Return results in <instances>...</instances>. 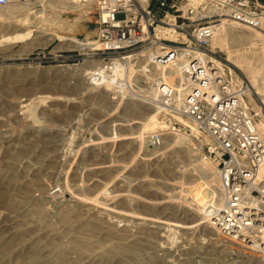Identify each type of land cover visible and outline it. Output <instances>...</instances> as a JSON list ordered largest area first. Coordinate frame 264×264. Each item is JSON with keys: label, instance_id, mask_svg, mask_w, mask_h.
Masks as SVG:
<instances>
[{"label": "rangeland", "instance_id": "374dc122", "mask_svg": "<svg viewBox=\"0 0 264 264\" xmlns=\"http://www.w3.org/2000/svg\"><path fill=\"white\" fill-rule=\"evenodd\" d=\"M73 1L76 2L38 0L29 5L0 8V264L261 263V259L241 252H229L222 247L212 250L205 225L195 234L184 228L171 233L162 225L141 226L125 221L140 214L191 225L194 213L212 208L216 191L221 192L219 174L215 175L217 182H210L214 175L204 176L208 167L204 166L203 171L195 167L198 162L192 161L202 157L217 170L218 162L206 155L202 144L191 134L183 135L188 137L192 152L188 145L182 148L171 144L158 151L144 148V144L139 148L131 139L108 138L113 122L140 116L151 107L148 102L132 97L129 100L133 99L134 108L125 99L130 88L148 85V81L136 72L138 68H124L123 79L129 81V88L121 94L123 98L116 104L119 107H114L105 95L115 92L113 88L86 84L91 75L87 78L85 75L93 70L82 73V69L90 65L86 54L92 52L70 46L67 39L98 42L99 0H91L85 7L70 12L55 6L76 5ZM36 11L38 15L43 13L47 21L42 32L32 24L29 29L34 32L29 38L7 40L14 36L8 33L10 21ZM117 18L123 19L124 15ZM242 30L249 33L248 29ZM53 32L58 35L55 39ZM217 49L226 61L233 53L253 66L264 56L261 47L251 44L237 52ZM94 62L96 68L103 65L100 60ZM232 66L240 81L253 88L247 77ZM63 67L74 69L61 71ZM253 92L256 93L254 89ZM112 97L117 98L114 94ZM127 107H131L130 111ZM252 108L260 111V104L254 101ZM263 120L264 110L257 125ZM188 125L199 138H206L194 125ZM131 127L136 129L140 125L115 126L113 130L128 134ZM158 127L149 129L145 135ZM172 136L167 133L164 138ZM146 150L151 154L145 156ZM263 174L258 176L262 184ZM164 194L173 197L160 198ZM96 219L111 220L114 228L104 223L89 238V233L80 226ZM209 229L222 239L234 240L218 223L211 222ZM119 243H136L138 256L113 251L111 247ZM109 252L113 253L103 256Z\"/></svg>", "mask_w": 264, "mask_h": 264}, {"label": "built area", "instance_id": "2783aa9c", "mask_svg": "<svg viewBox=\"0 0 264 264\" xmlns=\"http://www.w3.org/2000/svg\"><path fill=\"white\" fill-rule=\"evenodd\" d=\"M38 0H0V8L29 5ZM100 49L86 54L100 60L97 82L121 90L129 81L116 75L119 67L137 68L144 60L143 76L154 89L158 129L147 136L160 146L165 134L193 135L206 155L218 162L220 190L233 202L256 197L258 174L264 163V138L257 118L264 110L262 94L240 81L235 67L213 40L224 27L234 25L264 37V4L256 0H99ZM124 15L118 19L117 15ZM109 70L107 69V66ZM125 65V66H124ZM162 68L151 78L150 66ZM124 66V67H123ZM260 104V111L252 108ZM192 124L203 140L194 134Z\"/></svg>", "mask_w": 264, "mask_h": 264}, {"label": "bare ground", "instance_id": "6f19581e", "mask_svg": "<svg viewBox=\"0 0 264 264\" xmlns=\"http://www.w3.org/2000/svg\"><path fill=\"white\" fill-rule=\"evenodd\" d=\"M82 1H85L84 5L80 3ZM90 1L91 0H76V2L73 1L74 3H76V5H72V6L67 5L68 7H60V4H59V6L58 5H55V6L57 8L59 7L61 9V11L62 10H65V11L78 10L79 8L85 7ZM38 12L39 11H36L34 13L29 12L28 13L29 15H27L26 17L10 21V25H9L10 32H8V33L13 34L14 36L8 37V38L6 37L7 40H14V39L25 40L26 38H29L32 35V33L34 32L33 30L29 29V26H31L32 24H35L34 25L35 28L37 27L39 29V32H42L40 30L44 29L43 27H46L45 22H47V21L43 17L44 16L43 13L41 15H38ZM242 29H248L249 33H245ZM4 30H6V29H4ZM43 31H45V30H43ZM53 31H54V29H53ZM259 33H258V31L256 32L255 30L253 31L252 29H249V28L237 27L234 25L224 26L217 33L216 37L214 38L213 48L218 50V51H220V50L217 48H220L221 50L230 53V52H234V51L237 52L240 48H242V47L244 48L245 46L247 47L249 44H251L254 47L255 46L261 47L263 50L262 53H264V37H263V35L262 36L259 35ZM51 35H52V39H55L58 37L56 32H53ZM1 37H5V36L2 35ZM67 41L69 42L70 46L75 47L77 49H84L86 51L97 50V49L101 48V45L98 42L80 41V40H77L74 38L67 39ZM231 54H233V53H231ZM231 54H230V57L228 59V62L233 64L234 66H236L247 77V79L252 84V87H253L254 91L256 92V94H262L263 86H264V56L262 57L263 59L260 61V63L257 66H253V65H251V63H249L243 57L240 58L238 55H231ZM147 62H148V59L141 61L137 65L138 69L136 70V72L143 76V68L145 67V64ZM96 67H97V64L94 61L93 62L91 61L89 66L82 69V73L85 71H89V70H93V71L98 70V68H99V70L105 69L104 65L99 66L98 68H96ZM109 67L110 66L108 65L106 70H109ZM71 69H74V68L73 67H63L61 69V71H69ZM162 70H163L162 68H159L155 65L154 66L151 65L150 70H149L151 78L160 77L163 73ZM124 72H125V69L122 67H119V69L117 71V75H116L118 81L120 79H123ZM132 72L133 71H131L130 74H132ZM90 74H91L90 72H87L85 75L86 78ZM87 79H88V81H87L88 83H86V84H88L90 86L91 85L93 86L94 84H96L97 86H103V85L108 86V84H106V82H110V79L108 80L105 78L103 79V82H97L92 77H88ZM91 79H92V81H90ZM120 88H121V90H119V91H115V92L112 91V93L107 92L105 94V95H107V97H109V99L112 102V104L114 105V107L119 105V98H123V96L121 94L125 93L126 91L124 92V90H126V88L128 90L129 87L125 86L124 83H121ZM128 91H129V94L127 96H125L126 100H129L132 97H137L142 102H144V101L148 102V104L151 107H148L146 109V111L140 116H132V118L122 117V120L113 122L112 126H110V132H109V137H108L109 139H113V138L119 139L120 137H122L121 139H123V138L124 139L125 138L131 139V140H133V142L136 146L137 145L140 146L139 148H141V145L144 144L143 145L144 148H155L158 151L161 148H165L171 144H173L172 146H179V147L182 146V148H183V146L188 145V147L190 148V152H192V147L189 145L190 141H189L188 137L185 135H174L168 139L164 138V141L161 143L160 146H151L150 144H148L147 135H145V133L149 129L153 130L159 126L158 121H157V108H156V105L154 103V89L151 86V83L149 82L148 85H141L138 87H134L133 89L130 88ZM113 94L115 96H117V98L112 97ZM99 102H101V99ZM38 103H40V101H38ZM116 104H118V105H116ZM129 105L132 107L134 105L135 106L134 108H136V105L133 102V99L129 100ZM111 107H113V106H111ZM114 107H113V109H115ZM129 108H131V107H129ZM129 108L127 109V111H130ZM103 111H101V112H103ZM109 112H111V111H109ZM106 113H104V114H106ZM134 124H139L140 127H137L138 130H137V128L135 129L134 127H131L129 129L128 134H122L120 132L118 133L117 131L115 132V130H113V128H115V126H132ZM257 126H258V129L264 133V120L260 121ZM111 127H112V130H111ZM126 135H127V137H123ZM128 135H129V137H128ZM93 141H95V140H93ZM71 143H73V142H71ZM100 143L94 142V144H96V145L100 144ZM146 152L147 153L145 154V156H148L149 154H151L147 150H146ZM201 158L202 157H196L192 162H198L195 165V167H198L203 171H204V166L208 167V170L204 171V176H205V178H210L211 175H214V178H210L211 179L210 182L213 180L215 182L216 181L215 175L219 174L217 168L215 166H213L206 159H203V158L201 159ZM263 173H264V163L260 168L258 176L262 175ZM259 179H261V178H259ZM189 180H192V178H189ZM258 183L256 185V189L254 190L256 197L245 198L244 200H242L240 202L239 201L233 202L230 200V196L225 195L223 192L216 191L217 196L213 200V205L211 206L212 208H207L204 213H200V211L195 212L193 217L190 219L191 225H189V226L185 225V221H172L169 218L165 219L162 217H157V218L151 217L150 218V217H146V216H141L140 214H137L138 216L132 215V217H131L132 219L127 218V219H125V221H129L131 223H137V225H141V226H143V225H148V226L150 225L151 226L152 224L162 225L161 227L167 228V230L169 232H171L172 230L176 231L177 229L179 230L180 228H184V229L192 230L194 232V234H195V232L198 231V228L200 226L205 225L204 226L205 232L208 231V234L210 237L209 238L210 239L209 240L210 241L209 246L212 247V250H216V249H219L222 247L223 250H228L229 252H233V251L234 252L235 251L241 252V253H244L247 255L254 256V257L258 258L259 260L261 259V263H259V264H264V184H262V183L258 184ZM158 189H161V188L158 187ZM167 196L173 197V195H165L164 194V196H161L160 198H165ZM223 200H225L226 202L223 203ZM209 207H210V205H209ZM88 211H90V210H88ZM113 211H114V209H113ZM126 216L129 217L131 215H126ZM67 218H68L67 219V221H68L69 217H67ZM115 218H117V216ZM214 218H215V220L213 221ZM103 219H106V218H103ZM103 219H96L94 221H86V222L81 224L80 227L83 229V230L82 229L81 230L86 231L87 234L89 233L88 235L90 238V235L92 233L97 232L100 228H102L104 223L108 224L109 226H111L110 224H113V222L111 223V220L104 221ZM109 219H113V218L110 217ZM211 222L214 224L218 223L220 229H226L234 237V240L236 239V241H234V240L228 241V240L222 239L220 237L221 235L219 236V235L215 234V232L211 231L209 229V225L211 224ZM65 223L66 222H64V224ZM259 223H260V225H259ZM112 226H114V225H112ZM111 227L109 228L110 231H112L113 230L112 228H114V227H112V228ZM175 231L173 233H175ZM84 236H85V234H84ZM93 237H94V234H93ZM81 239H82V237H81ZM84 239L86 240V237ZM111 249L113 251H115L116 253L123 255V256L137 257L139 254L136 243L135 244H123V245H120V243H119V246L116 247V245H114V247L112 246ZM61 253H62V251H61ZM112 253L113 252H109L107 254H103V256H110Z\"/></svg>", "mask_w": 264, "mask_h": 264}, {"label": "crops", "instance_id": "0c3cea01", "mask_svg": "<svg viewBox=\"0 0 264 264\" xmlns=\"http://www.w3.org/2000/svg\"><path fill=\"white\" fill-rule=\"evenodd\" d=\"M256 1H260V2H262L264 4V0H256Z\"/></svg>", "mask_w": 264, "mask_h": 264}]
</instances>
